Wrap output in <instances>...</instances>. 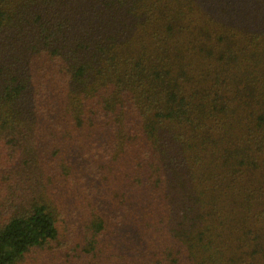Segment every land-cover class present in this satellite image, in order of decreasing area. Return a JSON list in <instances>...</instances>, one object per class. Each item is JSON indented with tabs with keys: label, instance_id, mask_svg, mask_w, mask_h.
I'll list each match as a JSON object with an SVG mask.
<instances>
[{
	"label": "trees",
	"instance_id": "obj_1",
	"mask_svg": "<svg viewBox=\"0 0 264 264\" xmlns=\"http://www.w3.org/2000/svg\"><path fill=\"white\" fill-rule=\"evenodd\" d=\"M0 264H264V0H0Z\"/></svg>",
	"mask_w": 264,
	"mask_h": 264
}]
</instances>
